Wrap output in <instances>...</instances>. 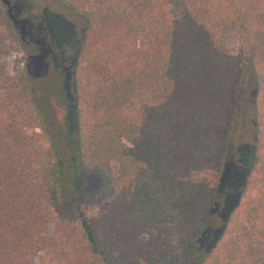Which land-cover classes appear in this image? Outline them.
Returning a JSON list of instances; mask_svg holds the SVG:
<instances>
[{"label": "trees", "instance_id": "obj_1", "mask_svg": "<svg viewBox=\"0 0 264 264\" xmlns=\"http://www.w3.org/2000/svg\"><path fill=\"white\" fill-rule=\"evenodd\" d=\"M55 1L86 23L68 160L34 68L7 71L4 42H25L0 0V264H264L258 102L247 182L214 246L200 248L220 220L242 97L258 96L264 78V0ZM89 175L102 182L96 196Z\"/></svg>", "mask_w": 264, "mask_h": 264}, {"label": "rangeland", "instance_id": "obj_2", "mask_svg": "<svg viewBox=\"0 0 264 264\" xmlns=\"http://www.w3.org/2000/svg\"><path fill=\"white\" fill-rule=\"evenodd\" d=\"M16 11V21L23 34L25 45L8 40L3 44V60L10 74L22 70L26 65L34 68L38 84V96L47 108L50 129L64 159L70 158L66 140L68 127L65 122L70 113L73 118L72 103L74 92L71 66L74 64L80 42L84 38L85 20L64 12L55 0H8ZM66 22L68 27H62ZM225 47L235 55L238 51L239 34L229 30L225 33ZM246 78V77H245ZM68 97L71 102L69 110ZM241 100V111L233 136L235 153L221 184L222 202L216 210L219 220L202 239L200 248L210 250L222 232L223 225L236 207L240 193L247 182L254 161V105L264 106V78L260 80L258 96L245 93ZM73 115V116H72ZM71 129H75L72 119ZM48 146L46 140L42 143ZM99 177L87 176V189L92 196L100 191ZM88 216L95 208H85Z\"/></svg>", "mask_w": 264, "mask_h": 264}, {"label": "water", "instance_id": "obj_3", "mask_svg": "<svg viewBox=\"0 0 264 264\" xmlns=\"http://www.w3.org/2000/svg\"><path fill=\"white\" fill-rule=\"evenodd\" d=\"M228 219V218H227ZM226 222V221H225ZM223 228H224V226H223ZM223 228H222V231H223ZM222 233V232H221ZM221 235V234H220Z\"/></svg>", "mask_w": 264, "mask_h": 264}]
</instances>
